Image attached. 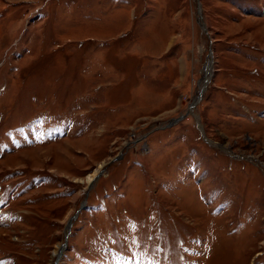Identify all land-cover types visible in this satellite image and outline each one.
<instances>
[{
	"label": "rangeland",
	"instance_id": "obj_1",
	"mask_svg": "<svg viewBox=\"0 0 264 264\" xmlns=\"http://www.w3.org/2000/svg\"><path fill=\"white\" fill-rule=\"evenodd\" d=\"M0 264H264V0H0Z\"/></svg>",
	"mask_w": 264,
	"mask_h": 264
},
{
	"label": "bare ground",
	"instance_id": "obj_2",
	"mask_svg": "<svg viewBox=\"0 0 264 264\" xmlns=\"http://www.w3.org/2000/svg\"><path fill=\"white\" fill-rule=\"evenodd\" d=\"M206 82H207V81H205L204 83H206ZM93 177H94V174L89 175L88 178H87V180H88V181H91V180L93 179ZM63 248H64V247H63Z\"/></svg>",
	"mask_w": 264,
	"mask_h": 264
},
{
	"label": "water",
	"instance_id": "obj_3",
	"mask_svg": "<svg viewBox=\"0 0 264 264\" xmlns=\"http://www.w3.org/2000/svg\"><path fill=\"white\" fill-rule=\"evenodd\" d=\"M213 62V58L210 60V63Z\"/></svg>",
	"mask_w": 264,
	"mask_h": 264
}]
</instances>
